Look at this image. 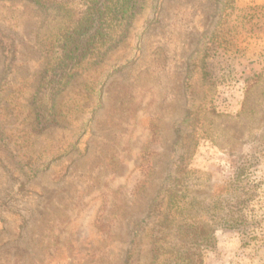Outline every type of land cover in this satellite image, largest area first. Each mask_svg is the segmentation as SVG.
Returning a JSON list of instances; mask_svg holds the SVG:
<instances>
[{
	"label": "rangeland",
	"instance_id": "374dc122",
	"mask_svg": "<svg viewBox=\"0 0 264 264\" xmlns=\"http://www.w3.org/2000/svg\"><path fill=\"white\" fill-rule=\"evenodd\" d=\"M106 2L97 62L53 111L31 96L65 11L0 0V264H125L133 246L141 264L174 181L186 207L242 201L230 229L188 212L213 233L204 264H264V0Z\"/></svg>",
	"mask_w": 264,
	"mask_h": 264
},
{
	"label": "trees",
	"instance_id": "16d2710c",
	"mask_svg": "<svg viewBox=\"0 0 264 264\" xmlns=\"http://www.w3.org/2000/svg\"><path fill=\"white\" fill-rule=\"evenodd\" d=\"M28 1L45 10L51 8L63 10L66 15V25L63 26V29L55 36L41 40L46 42L44 47L47 48L45 52L47 64L39 73L37 87L31 96L33 106L35 98L40 94V89L43 88L49 93L47 105L54 111V100L72 80L85 71L84 64H88V66L96 64L104 45L102 43H105L107 38L106 26L108 20L111 18V14H116L117 11L114 12L106 0H88L71 10L64 3H57L59 0ZM125 1L123 0L121 3L118 13H120V9L125 8ZM131 8L133 9L134 6L132 5ZM68 13H71V17ZM3 50L5 52V48ZM193 62L195 63L194 60H192V64ZM204 63L203 61L201 64L202 71ZM207 65L210 64L207 63ZM204 76L203 82L210 83V80L206 79V73ZM207 77H211V74L207 73ZM259 77V73L247 75L245 82L247 84L253 80L257 81ZM6 100H8V97H6ZM7 113L8 111L2 117L6 118ZM4 125L5 122L0 125L1 136L6 134ZM201 133L207 136L205 132L202 131ZM5 136L8 137V135ZM263 145L264 129L258 139V146H261V148L257 154L264 153ZM222 187L223 189L229 188L225 185ZM179 191L180 187L177 188V181H174L168 189L169 195L165 206L160 205L149 209V212L156 213L158 218L147 233L149 246L143 252L145 259L141 260V264H204V251L214 246L213 233L208 227V222L201 218V214L194 215L188 213L189 211L194 212L196 210L200 213L210 211L216 216L225 209L227 215H224L226 219V227L224 228L228 229H230V225L227 222L241 220V215H239L241 206L238 204H242V201H239L237 196H233L232 199L235 200V203H230L231 201L225 198L215 199L211 197L213 205L209 208L193 201L186 207L183 205L187 202L182 203L180 196H177ZM230 194H236V190H232ZM234 214H237V216L234 217ZM219 217L217 216L216 220L221 222L222 219H219ZM135 236H137L136 232H134V238L131 241L134 245L136 243ZM135 251L134 246L128 251L125 264H135L136 262L139 264L140 261H135L134 258Z\"/></svg>",
	"mask_w": 264,
	"mask_h": 264
}]
</instances>
